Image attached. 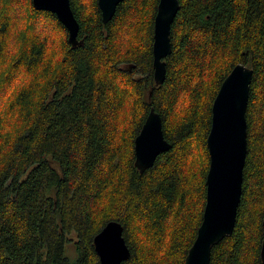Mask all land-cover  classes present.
<instances>
[{
    "label": "trees",
    "instance_id": "obj_1",
    "mask_svg": "<svg viewBox=\"0 0 264 264\" xmlns=\"http://www.w3.org/2000/svg\"><path fill=\"white\" fill-rule=\"evenodd\" d=\"M69 1L84 42L74 48L55 15L0 0V264H99L93 238L111 221L130 252L122 264H185L205 206L211 106L238 64L253 71L241 197L209 264H262L264 0H178L162 85L158 0H122L106 24L97 0ZM150 108L171 148L140 174L134 139Z\"/></svg>",
    "mask_w": 264,
    "mask_h": 264
},
{
    "label": "water",
    "instance_id": "obj_2",
    "mask_svg": "<svg viewBox=\"0 0 264 264\" xmlns=\"http://www.w3.org/2000/svg\"><path fill=\"white\" fill-rule=\"evenodd\" d=\"M37 11L56 16L67 31L71 47L83 45L78 39L79 25L69 0H31ZM122 0H97L103 24L109 22ZM179 10L178 0H158L153 21L152 69L155 85L166 78L165 59L172 52L171 25ZM252 69L236 65L222 81L211 106V123L206 137L209 165L205 178V206L195 240L185 257V264H209L211 250L229 237L235 226L241 197L243 168L247 154L246 108L252 81ZM171 145L164 139L160 115L150 108L134 139V167L140 174L151 168ZM264 230V218L262 219ZM123 228L108 222L93 238L99 264H122L130 252L123 238ZM264 264V236L260 247Z\"/></svg>",
    "mask_w": 264,
    "mask_h": 264
},
{
    "label": "rangeland",
    "instance_id": "obj_3",
    "mask_svg": "<svg viewBox=\"0 0 264 264\" xmlns=\"http://www.w3.org/2000/svg\"><path fill=\"white\" fill-rule=\"evenodd\" d=\"M18 15H19V17H21V16H22V12H21V11H18ZM42 24L44 25L43 22H42ZM15 28H16V27H15ZM15 28H14V29H15ZM42 29H43V28H42ZM15 35H16V33H15V31H14L13 36H12V39H13V37H14ZM48 35H49V33H48ZM52 35H53L54 38H57V37L59 36L58 32H56L55 30L53 31ZM50 38H51V37H50ZM69 238L72 239L73 241L76 240V238H75L74 235H71ZM65 253H66L67 256H71V257L73 256L72 249H71L68 245H66Z\"/></svg>",
    "mask_w": 264,
    "mask_h": 264
}]
</instances>
